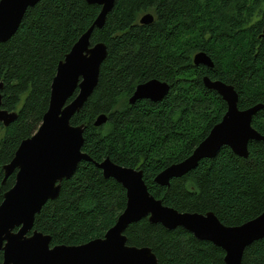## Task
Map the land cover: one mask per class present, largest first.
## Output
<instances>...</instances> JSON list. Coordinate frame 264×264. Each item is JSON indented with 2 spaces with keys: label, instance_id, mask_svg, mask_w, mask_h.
I'll return each instance as SVG.
<instances>
[{
  "label": "trees",
  "instance_id": "trees-1",
  "mask_svg": "<svg viewBox=\"0 0 264 264\" xmlns=\"http://www.w3.org/2000/svg\"><path fill=\"white\" fill-rule=\"evenodd\" d=\"M100 10L86 0H42L27 10L16 34L0 42L2 109L18 115L8 127L0 123V204L16 182V173L4 182V166L42 124L59 63ZM148 13L154 22L140 24ZM99 42L108 56L98 85L71 120L84 126L82 151L92 162H81L63 181L59 197L36 216L34 230L49 235L52 247L103 238L127 204L123 186L95 165L107 158L142 170L149 192L179 212H213L231 227L264 213L263 142H251L247 158L225 146L169 187L155 183L164 169L190 157L227 111L204 77L234 86L241 110L264 106V0H116L104 27L92 33V45ZM199 52L213 68L194 65ZM154 79L169 84L167 96L130 104L136 87ZM102 114L108 121L96 127ZM252 126L264 135V108ZM125 235L129 246L151 248L159 264H225L221 248L184 228L169 231L145 218ZM243 264H264V239L245 250Z\"/></svg>",
  "mask_w": 264,
  "mask_h": 264
},
{
  "label": "water",
  "instance_id": "water-1",
  "mask_svg": "<svg viewBox=\"0 0 264 264\" xmlns=\"http://www.w3.org/2000/svg\"><path fill=\"white\" fill-rule=\"evenodd\" d=\"M41 1H0L1 43L9 41L16 34L27 10ZM86 2L100 6V13L59 63L51 87L49 108L37 132L21 142L12 161L3 168L4 182L16 173L15 185L4 194L0 204V253H3V264H159L151 248L127 244V228L145 218L169 231L184 228L196 239L213 243L225 252V264H243L245 250L254 242L264 239V213L241 226L231 227L224 225L213 212H179L165 206L149 192L142 170L117 165L109 158L95 165L105 179H114L123 186L127 193V204L103 238L80 246L52 247L49 235L34 230L36 216L49 201L59 197L63 181L74 175L81 162H92L82 151L85 128L83 125L73 126L71 120L81 111L98 85L108 49L102 42L92 45L91 37L96 28L104 27L116 0ZM154 20V15L148 13L141 17L140 24L150 25ZM193 62L197 67H214L212 59L204 52L197 53ZM203 82L207 89L222 97L227 111L190 157L167 167L156 176L155 183L159 186L169 187L173 179L189 174L201 161L213 159L225 146L237 156L247 158L251 142L264 143V135L252 126L253 118L264 106L241 110L239 94L234 86L213 81L209 77H204ZM2 88L3 84L0 83V123L8 127L18 115L2 109ZM169 91L168 83L150 80L136 87L129 103L133 105L141 100L158 103ZM107 121L108 116L102 114L94 125L100 127Z\"/></svg>",
  "mask_w": 264,
  "mask_h": 264
}]
</instances>
